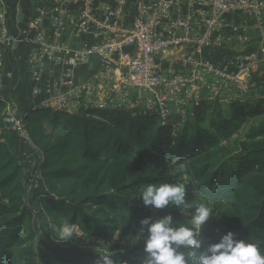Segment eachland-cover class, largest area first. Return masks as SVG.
<instances>
[{"label":"trees","instance_id":"1","mask_svg":"<svg viewBox=\"0 0 264 264\" xmlns=\"http://www.w3.org/2000/svg\"><path fill=\"white\" fill-rule=\"evenodd\" d=\"M256 80L264 83V75ZM6 107L0 100V127ZM250 119L256 125L237 143L235 154L218 149L222 139ZM23 121L40 153L41 198L54 224L77 223L104 241L115 233L136 235L145 217L171 213L186 224L202 203L190 192L179 210L145 208L139 197L147 185L181 184L186 175L197 194L227 205L204 226L205 247L232 231L236 239L256 243L264 252V97L235 101L225 111L217 102H202L179 129L138 110L81 107L68 114L31 103ZM25 179L26 167L12 145L0 141V264H100V255L69 243L48 242L43 253L37 252L35 233L25 236L22 230L34 216ZM112 256L115 264H141L122 254Z\"/></svg>","mask_w":264,"mask_h":264},{"label":"built area","instance_id":"2","mask_svg":"<svg viewBox=\"0 0 264 264\" xmlns=\"http://www.w3.org/2000/svg\"><path fill=\"white\" fill-rule=\"evenodd\" d=\"M23 43L31 97L43 94L34 107L138 110L177 128L202 102L247 99L264 62V0H55L34 8ZM15 46L0 0V87L3 51ZM6 103L0 141L4 131L31 151L26 190V182L43 189L40 153L20 110Z\"/></svg>","mask_w":264,"mask_h":264},{"label":"clouds","instance_id":"3","mask_svg":"<svg viewBox=\"0 0 264 264\" xmlns=\"http://www.w3.org/2000/svg\"><path fill=\"white\" fill-rule=\"evenodd\" d=\"M183 167L181 164L178 171L183 170ZM186 196V188L182 183L150 184L139 194L143 206L154 210H164L170 206L179 210L186 204ZM213 216V210L201 203L186 224L177 222L171 213L155 219H141L140 230L136 234L139 241L146 233L145 255L141 264H264V252L258 244L236 239L232 231L223 234L219 242L205 247L203 229L212 222ZM50 227L54 239L59 243H67L79 234L77 223L64 222ZM99 261L100 264H115L112 254L102 255Z\"/></svg>","mask_w":264,"mask_h":264},{"label":"rangeland","instance_id":"4","mask_svg":"<svg viewBox=\"0 0 264 264\" xmlns=\"http://www.w3.org/2000/svg\"><path fill=\"white\" fill-rule=\"evenodd\" d=\"M263 75L264 71L261 70L260 72H257V75L254 79L257 78V80L259 81ZM262 97H264V83L260 81L255 84V87L252 90L249 91L247 98L259 100ZM222 107L225 111L227 110L228 105H223ZM251 125H256V120H248L239 130L235 131L229 139H222L218 149H223L227 152H232L235 154L237 143L243 141L244 135ZM204 126L208 127V124H204ZM177 129H179V127H177ZM26 152L30 153L31 151L26 147ZM180 165L181 163L178 162L177 166L179 167ZM36 168H38L37 164ZM29 177H31L30 173L26 174V179H28ZM181 181V183L184 184L186 188V192H190V194H193L199 201L210 207L213 210L214 215L219 209L226 208V202L209 199L203 195L197 194L192 188V184L190 182L191 180L186 175L182 176ZM26 185L28 192L27 204L33 212L34 216L30 222H25L23 224L22 230L25 236L29 235L32 232L35 233L36 238L33 244L37 252L43 253L45 243H59L54 239V233L52 232V229L50 227V225L54 224V216L52 213L47 212L44 208V204L41 198L43 189L39 188L37 190H34L32 184L27 182ZM144 239H146V233L144 235V238L140 239L139 241L136 239V235L122 237L119 233H115L112 236L111 240L104 241L103 239H97L94 236L84 232L82 227L79 225L78 236L67 242V244L69 243L71 245H75L76 247L84 251H92L100 256L104 254H122L127 256L134 262L141 263L145 254L143 250H138V248L144 245ZM13 264L23 263L14 262Z\"/></svg>","mask_w":264,"mask_h":264},{"label":"crops","instance_id":"5","mask_svg":"<svg viewBox=\"0 0 264 264\" xmlns=\"http://www.w3.org/2000/svg\"><path fill=\"white\" fill-rule=\"evenodd\" d=\"M7 13L8 26L11 35L16 40L15 48L4 49V70L3 81L0 87V100L12 103L20 110V114H24L29 103L33 106L39 103L43 98V94L33 99L30 94V86L32 81V66L29 63L30 47L23 43L24 36L28 30L29 22L34 8L42 5L36 0H3ZM41 1V0H40ZM39 1V2H40ZM51 4L55 0H47ZM49 34V30H47ZM82 40L88 38L83 36ZM76 40H74V43ZM264 65V62L262 63ZM90 68L86 67L80 70V74H88ZM47 77V73H44ZM58 76V72L55 73ZM2 135L6 141H9L13 147L14 153L17 155L21 163L26 165L25 149L23 145L12 134L2 131Z\"/></svg>","mask_w":264,"mask_h":264},{"label":"water","instance_id":"6","mask_svg":"<svg viewBox=\"0 0 264 264\" xmlns=\"http://www.w3.org/2000/svg\"><path fill=\"white\" fill-rule=\"evenodd\" d=\"M57 112V111H56Z\"/></svg>","mask_w":264,"mask_h":264}]
</instances>
